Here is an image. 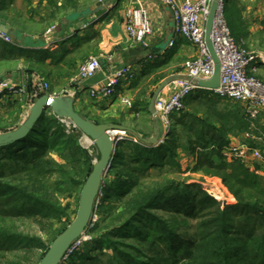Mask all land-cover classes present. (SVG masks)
<instances>
[{"label":"trees","instance_id":"1","mask_svg":"<svg viewBox=\"0 0 264 264\" xmlns=\"http://www.w3.org/2000/svg\"><path fill=\"white\" fill-rule=\"evenodd\" d=\"M2 1L0 14L4 9ZM225 14L232 34L239 42L242 32L234 33L233 29L240 12L237 15L229 7ZM29 61L34 62L32 59ZM38 64L43 66L41 61ZM66 74L70 75V72ZM159 77L157 81L164 76ZM150 88L148 84L143 85L132 110L147 107L153 93ZM54 92L55 89L51 88L40 96ZM219 103H232L236 108L221 109L217 107ZM202 107L207 108L204 116L199 115ZM185 108L192 109V112L183 110L182 116L175 120L185 124L195 136L189 139V148L196 156L194 169H205L221 176L237 203L221 205L210 197L205 202L185 206L183 212L198 222L199 229L198 236L189 237L186 241L173 226L154 212L161 207V199L169 194L171 188L162 193L152 192L140 202L125 204L124 211L118 212L115 203L125 201L132 195V187L137 185L139 177H148L152 168L173 163L175 149L179 146L177 126L163 143L155 146L135 144L132 152L135 163L125 171L122 170V146L119 144L110 168H116L120 176L124 173L128 179L120 180L115 189L111 184H103V203L97 206L105 205L108 210L103 211L97 222L92 220L87 228L96 236V245L75 258L70 257L68 264H264L263 179L247 164L238 160L227 161L223 156V149L230 143L229 135L232 132L251 130V122L243 106L217 96L212 90L196 89L187 97ZM22 111L23 108H20V113ZM184 119H189L190 123ZM2 121L0 117V126ZM21 122L19 116L14 124L18 126ZM143 130L148 135L155 132L152 119L144 125ZM53 152L66 159L73 171L72 175L66 177V187L70 190L72 187L82 188L93 169V157L79 143L76 132H68L51 109L41 114L25 137L0 146V264H38L53 239L64 230L55 227L62 222L64 228L69 224H65V221L70 216L61 203L45 197L43 191L47 192V188L43 182L38 187L40 181L49 182V179L42 180L43 175L36 176V171L45 157ZM112 191L115 199L107 206L104 202L110 200ZM173 199L165 204H175ZM26 220L40 223L47 238L44 240L41 236L19 229V222ZM107 247L112 253L106 262L101 256Z\"/></svg>","mask_w":264,"mask_h":264},{"label":"rangeland","instance_id":"2","mask_svg":"<svg viewBox=\"0 0 264 264\" xmlns=\"http://www.w3.org/2000/svg\"><path fill=\"white\" fill-rule=\"evenodd\" d=\"M87 1L89 0H13L8 6V12L9 14L13 15V18L15 17L19 19L22 17L24 20H22V22L21 20L19 22H13L11 24L12 26H16L19 28L25 27V29L34 28L36 32L35 35L39 37L35 38V40L33 41L34 43H38V40L44 39L42 35L43 33L44 35H46L44 37H50L52 34L55 35V33H58L61 30L64 31V27H72L71 25L76 24V22H78V20L83 16L82 11H84L88 6ZM30 4H33V6H29ZM127 6L123 9V12L120 16V18L122 17V20H124V24V15ZM229 7H231V9L237 15H239L240 12V15L236 16L238 20L236 21V25H234V33L242 32V38L239 39V43L243 45V47L246 48L249 52H252L257 56L255 58L256 62L254 63V66L258 67V71L254 73L258 78L264 81V70L261 69L264 67H262L263 63L260 59V57H264V0H225V12L228 11ZM76 13L80 14L74 16L73 14ZM7 25H9V23ZM9 32L10 29L7 33L11 40L13 39L12 34H14V36H16L17 33L19 34L17 30H14V28L12 30V33L9 34ZM24 40L25 34L20 33V36H18L17 40L15 41L19 43L24 42ZM33 41L31 40V42ZM130 43L134 45L131 39ZM5 46L10 47V51H12V44L5 43ZM88 47L89 46H83L77 55L68 56V58L66 57V67L61 74H58V78H60V80L61 77H65L63 73H68L69 71L72 72L73 68L76 67L77 61L80 60L81 62L79 63L76 70L77 72H74L70 76L71 80L75 79L78 75L80 64L89 57L97 55L95 53H92L93 50ZM56 50L54 52L60 51L59 48ZM33 61L34 62L32 63H28L27 61L25 63L21 61L17 63L14 68L19 71V75L23 73L27 75L28 73L30 76H32L33 74L37 77L38 83L37 85H35L36 87H31V91H34L37 95H40L41 93L47 92L51 88L53 89V84H55V81L50 83L49 80H46L44 73L45 70H43L42 66L38 64L35 60ZM161 75L163 74L154 73L153 77H151L150 80L147 79L144 84H148L149 88L151 87L150 89L154 91L162 80L160 79L157 81L156 78L159 76L161 77ZM39 80L48 82V88L45 89L40 86ZM71 80H69V82ZM17 86L21 89L24 88L23 86ZM58 89H60L59 91H62L64 88ZM114 97L116 98L117 102L121 103L120 97L118 95ZM135 97L136 96H134V98ZM3 98L4 97H2V99L0 98V117L3 118V121L1 122L0 126V132H5L17 128L22 123L21 122L20 124H18V126H15L14 124L21 114L20 108H24V111H26L25 108L28 107L27 103H25V101L21 99V96H19V98L17 99L19 103L16 102V105H12L13 102L8 101L7 97L4 98L7 99V103L2 102ZM111 98L113 97H109L108 99L110 100ZM33 103L34 102L32 101L31 105ZM25 104L26 107H23V105L25 106ZM125 106L127 105L124 103L115 106L113 109H102L96 106H86L84 109H78L77 111L97 123H106L107 121L112 120L115 122L122 123L126 118L125 116H127L128 121L125 120V124L128 127L132 128L131 130L134 129V131H136L138 134L141 133L142 135L139 134L141 136H143L144 134L143 137L145 138L152 136L154 133L150 136H145L148 134L146 131L143 130L144 125H147L149 123V119H151L148 111L146 110V107H141L138 115L137 112L131 111L129 106H127L128 108ZM217 107L221 109L223 107H227L229 109L236 108V106H234V104L232 103H219ZM206 109V107H202L201 110L203 113L200 112L199 115H206ZM187 110H190V112H192V109L184 108V112H186ZM182 114V112H180L179 114L176 113L175 118H180ZM26 117L27 115L23 117L22 121ZM59 119L60 122L65 125L68 132L73 131L72 122L70 121V119ZM184 120L187 123H190L189 119ZM179 122L173 123V126H177L176 137L177 144L179 145L175 149L176 153L175 158L173 159V163H167L163 167L152 168L151 174L148 177H139V182H137L136 180L137 185L132 187V195L125 201H117L115 205L118 207V212L124 211L125 204H127L128 206L135 202H140L143 198H145V196L150 195V193L152 192L162 193L164 190L171 188L170 192H168L169 194L161 199L159 203L161 207L156 209L154 212L157 213L158 216H160L162 219L166 220L168 224L173 226L179 234L185 237L186 241L189 237L195 238L196 236H198L199 229L197 226L198 222L190 218L185 212H183V208L185 206L193 205V203L196 202H205V200H208L210 197L218 201L221 205H235L237 203V200L234 194L229 189V186L223 181L221 176L215 174L214 172H207L205 169H194L196 163V156L195 152L193 153L191 148H189V139L194 138L195 136L192 130L188 129L185 124H181V122ZM194 125L197 127V124ZM10 126L13 127L10 128ZM173 126L172 128L174 129ZM260 126V129L264 131V121L260 123ZM131 130H127V134L133 136L135 133ZM75 132L77 134L79 143L87 150L89 155L93 157V162H95L99 154L96 144L90 137L83 135L78 129ZM241 136L243 137L244 133H240L237 130L232 132L229 135L230 143L234 142L235 139H238ZM135 144L137 143L128 141L120 143V145L122 146V164L124 168L122 170L124 171L127 170V168L131 164L135 163L132 157V152L134 150L133 146ZM129 157L131 158V160L129 159ZM255 167H257V164H255ZM36 173V176H44L42 180L49 179V182L40 181L38 183V187L41 182L44 183L47 188V192L43 191L44 194H46L45 197L49 198L54 202L57 201L61 203L62 207L66 211V214H69L70 216V219L67 222L65 221V224H70L77 214L79 205V197L77 198V196L78 194L80 196L81 187H79V189L72 187L71 190L66 187L65 180L67 175L73 174V171L70 165L68 164L67 160L58 155L57 153L53 152L50 156L45 157L41 165L38 167ZM259 175L264 182V173ZM36 176L34 180H36ZM131 176L135 177V175ZM126 179H128V177L124 173L120 176L117 173L116 168H110L104 178L103 184H111L112 188L115 189L118 186L117 183H119L120 180ZM188 192L189 195L187 196ZM103 197L104 192L101 191L98 199V205L100 206L103 203ZM113 199H115V197L112 191L110 200L104 203H106L108 206L113 201ZM170 199L176 201L175 204L166 205L165 203H167V201H170ZM162 205H166V207H162ZM100 206H97L96 212L93 217L94 222H97L102 217L103 211L108 210V207L105 208V205L104 207ZM64 219H67L66 215L64 216ZM62 223H59L55 228L65 229L69 225L68 224L64 228V224ZM19 229L29 234L41 236L44 240L47 238L46 233L42 229V225L40 223L35 222L34 220H26L25 222H19ZM95 237V235H93L89 230H87L82 236L81 241L77 243L72 252L69 253V255L65 258V260L63 261L65 262L64 264L69 263L70 257L75 258L77 257V254H80L82 251H86L93 248L96 245L94 239ZM131 242L136 241L132 240ZM139 245L144 246L143 243H140ZM104 252L105 253H103L101 257L107 262L109 255H111L112 253V250L107 247ZM38 253L39 251H37L36 255H38Z\"/></svg>","mask_w":264,"mask_h":264},{"label":"crops","instance_id":"3","mask_svg":"<svg viewBox=\"0 0 264 264\" xmlns=\"http://www.w3.org/2000/svg\"><path fill=\"white\" fill-rule=\"evenodd\" d=\"M13 0H3V10L0 14L1 23H9L10 33L12 30H17L16 36L13 35V39L10 42H6L0 38V79L10 80L16 85L23 86L22 91L18 94L7 93L0 95V98L7 97L8 101L13 102L12 105H16L19 96L27 103L24 111L21 112V120L29 112L31 102L36 100L40 95H37L34 91H31V87L37 85V77L28 73L19 75V71L14 68L19 62L30 63L29 60H35L37 63H43V70L45 73V79L49 80L50 83L55 81L53 87L54 93L51 94H64V91L76 90L78 94L76 96L75 108L76 110L84 109L86 106H96L102 109H113L115 106L121 104L117 102L114 96L125 95L135 103L134 96L140 92L145 81L150 80L154 73L163 74L167 76L173 73H180L183 71L182 64L185 60L192 58L197 55L198 48L190 43L186 38L179 35L176 32V26L173 20L172 13L169 7L159 0H143L151 20L152 33L148 36V45L141 46L138 44L130 43V36L126 31L124 20L120 18L123 9L129 5V0H114L111 5H105L101 12L94 13V10L102 4L101 0H89L87 1V8L91 12L83 14V16L76 22V24L66 26L63 28L64 31H59L55 35L50 37H44L43 40H38V43H34L33 40L39 37L35 35L34 28L25 29L12 26L13 22H19L23 18H13V15L9 14L8 6ZM29 6H33L30 4ZM79 15V13L77 14ZM24 21V20H23ZM89 21L90 24L86 28H82L81 24ZM38 22V21H37ZM40 22V21H39ZM22 29V30H20ZM20 33L25 34L24 42H17V37ZM31 40L33 42H31ZM173 41L171 45L170 42ZM37 42V41H36ZM5 43L12 44V51L10 47L5 46ZM52 44V45H51ZM95 45V46H94ZM89 46L93 51L92 53L97 54L101 57L102 68L90 79L84 81L80 88L77 87V83L70 79V76L77 72V67L80 60L77 61L76 67L73 68L70 75L63 73L65 77L58 78V74H61L66 65V57L77 55L76 50L79 47ZM59 48V52H54ZM57 51V50H56ZM14 56V57H13ZM111 57L112 59H109ZM123 64L130 65L136 72V78L130 82H124L118 87L117 95L112 96L110 100L108 98L93 99L90 97V89L104 83L107 75L114 69V67L121 66ZM264 70V68H261ZM166 72V73H164ZM31 77V78H30ZM163 77V78H164ZM69 80H71L69 82ZM36 87V86H35ZM155 87V86H154ZM58 88H64L59 91ZM172 89L166 87L162 94L169 96ZM41 93V92H40ZM2 102L7 103V99ZM20 99V100H21ZM31 101V102H30ZM121 101V100H120ZM123 104V103H122ZM127 107V106H125ZM128 108V107H127ZM131 111L137 112L139 115V109ZM131 113V112H129ZM179 114V113H177ZM150 118L152 116L149 114ZM122 123L115 121H107V123H117L128 127L125 120L128 121V117ZM176 113L172 117L173 123H176ZM153 120V119H152ZM175 128V126H173ZM129 129H132L128 127ZM173 128L171 129V131ZM134 131V129L132 130ZM137 133V132H136ZM161 129V136L163 135ZM153 134V133H151ZM150 134V135H151ZM148 135V136H150ZM242 136L235 141L242 140ZM255 160H249L246 164L253 169L255 167ZM257 168H261L257 164ZM264 173L263 170H261Z\"/></svg>","mask_w":264,"mask_h":264},{"label":"built area","instance_id":"4","mask_svg":"<svg viewBox=\"0 0 264 264\" xmlns=\"http://www.w3.org/2000/svg\"><path fill=\"white\" fill-rule=\"evenodd\" d=\"M159 1L169 7L176 32L198 48L196 56L183 62V71L180 72L190 76L192 81H174L168 86L172 89L171 94L169 96L161 94L156 101L158 120L163 130L161 136V143H163L171 133L173 115L184 110L185 101L194 90L203 89L196 84V80H207L213 76L214 61L205 42V22L213 0ZM124 17L126 31L132 42L147 46L148 36L152 33V25L143 0H129ZM89 24V21L83 23L82 28H86ZM0 38L6 42L11 41L8 33L1 30ZM212 39L222 67L221 84L212 92L241 104L251 122V130L244 133L242 140L231 142L224 147L223 156L227 161L238 160L245 164L249 160H255L261 168L254 167L252 170L257 174H262L261 170L264 171V131L260 129V123L264 121V81L254 73L258 71V67L254 66L257 56L244 48L231 32L225 17V0H221L218 7ZM170 44L172 45L173 41ZM109 59L112 58L109 57ZM260 59L264 67V57ZM101 68V57L91 56L80 64L78 75L72 81L80 88L84 81L92 78ZM135 78L136 72L130 65L115 66L107 75L104 83L90 89V97L102 99L117 95L118 87L122 83L133 81ZM39 84L45 89L48 88L46 81L39 80ZM21 91L22 89L10 80L0 79V95L18 94ZM59 94L77 96L78 91L67 89L64 94ZM118 96L122 103L129 107L133 106L130 98L125 95ZM109 134L117 144L124 141L143 144L136 134L128 135L125 130H110ZM81 238L74 242L69 253L81 241Z\"/></svg>","mask_w":264,"mask_h":264},{"label":"water","instance_id":"5","mask_svg":"<svg viewBox=\"0 0 264 264\" xmlns=\"http://www.w3.org/2000/svg\"><path fill=\"white\" fill-rule=\"evenodd\" d=\"M101 1L102 4L94 10V13L103 10L105 5H111L114 0ZM220 2L221 0L212 1L205 22V42L214 61V73L210 79L196 80V84L200 88L207 90H213L219 87L222 80L221 61L215 50L212 39V32L215 26ZM90 12L91 10L88 9L84 11V14H88ZM73 15L75 16L77 13ZM9 28L10 26L7 24H0L1 31L8 32ZM177 80L192 81V78L183 73L169 74L160 81L159 85L153 91L146 110L152 116L155 132L152 136L147 138L135 132L141 140V143L153 146L161 143V125L158 120L156 101L162 94L163 90ZM75 102L76 96L61 94L54 95L48 93L43 94L30 106L27 117L17 128L0 132V146L21 139L25 137L33 128L41 114L46 109H51L57 117L70 119L72 122V130L76 131L78 129L83 135L90 137L98 148L99 157L95 160L93 169L87 176L81 188L79 205L75 218L53 239L48 250L38 264H61L68 256L74 242L79 240L85 234L89 224L93 220L104 178L111 166V162L113 161L114 155L119 146V144L115 143L111 138L109 131L131 130L126 126L117 123H97L92 121L76 110Z\"/></svg>","mask_w":264,"mask_h":264},{"label":"bare ground","instance_id":"6","mask_svg":"<svg viewBox=\"0 0 264 264\" xmlns=\"http://www.w3.org/2000/svg\"><path fill=\"white\" fill-rule=\"evenodd\" d=\"M84 138H85V136H84Z\"/></svg>","mask_w":264,"mask_h":264}]
</instances>
